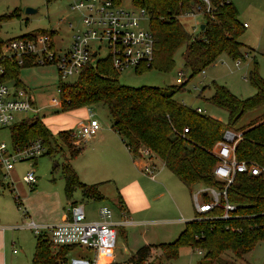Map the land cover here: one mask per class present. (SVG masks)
I'll use <instances>...</instances> for the list:
<instances>
[{
	"label": "trees",
	"instance_id": "trees-1",
	"mask_svg": "<svg viewBox=\"0 0 264 264\" xmlns=\"http://www.w3.org/2000/svg\"><path fill=\"white\" fill-rule=\"evenodd\" d=\"M207 1L208 5L201 0H130L132 5L145 10L147 27L153 38L152 59L147 67L137 72L147 69L169 72L174 66L173 54L182 48V67L188 71L186 81L161 87L123 85L108 59L101 58L83 66L74 80H59L57 84L58 111L102 103L111 118L110 127L131 157L138 155V147L148 149L187 189L195 184L223 189L224 183L212 172L216 163L212 147L222 139L224 130H234L244 113L259 108L262 112L237 130L240 138L233 143V154L237 160L264 168V80L255 65L247 76L255 91L247 98L235 97L223 85L214 82L208 85L211 93L202 99L226 111L224 123L203 113L199 107L193 108L173 99L192 76L212 64L219 54L225 53L233 60L241 57L242 44L238 36L244 26L238 21L234 6L229 0ZM195 11L203 14V22L199 34L192 36L184 30L178 17ZM13 15L17 12L0 15V23ZM40 32L52 34L51 30ZM33 35L27 33L19 37ZM5 43L0 38V49ZM31 65H36L32 55H23L19 63L15 57L0 55V82L13 81L18 86L19 68ZM8 127L12 146L21 148L38 139L45 148L41 155H57L62 146L67 149L66 154H61L60 162L66 200H70L75 188L85 199L103 200L99 183L81 182L70 164V159L82 150L80 143H74L71 129L52 134L36 113ZM0 176L4 177V173ZM4 188L12 192V188L0 179V191ZM33 189L31 185L29 191ZM225 197L234 207L226 218L221 217V205L203 213L194 212L193 218L184 222L172 241L142 244L127 258V263L153 264L148 262L152 249L159 251L161 259L172 260L180 247L187 246L202 253L196 264H233L234 259L249 251L258 240H264V172L257 175L236 172L225 187ZM116 200L121 207L118 196ZM13 201L20 206L18 196L13 195ZM222 202L220 200V204ZM74 247L54 246L44 233H40L34 237L29 264H59ZM224 255L229 260L223 258ZM108 264L121 263L111 261Z\"/></svg>",
	"mask_w": 264,
	"mask_h": 264
},
{
	"label": "rangeland",
	"instance_id": "rangeland-1",
	"mask_svg": "<svg viewBox=\"0 0 264 264\" xmlns=\"http://www.w3.org/2000/svg\"><path fill=\"white\" fill-rule=\"evenodd\" d=\"M229 1L236 10L238 21L241 24L245 23L238 36V41L242 44L241 57L233 60L225 53L219 54L212 64L192 76L183 89L173 95L174 100L193 108L199 107L203 113L219 119L223 123L226 122V111L210 105L202 99L211 93L208 85L212 82L223 85L232 95L243 99L253 95L255 91L247 80L248 73L254 65L258 75L264 80V0ZM68 2L69 0H0V15L12 11L17 12V15L0 23V38L7 43L10 39L19 38L23 34L32 33L35 35L41 30H51L54 49L58 52L63 51L70 43L71 34L81 28L78 13L69 9ZM121 5L129 7L130 0H121ZM26 8L34 9V11L25 12ZM178 20L188 34L196 36L199 34V25L203 22V14L195 11L192 14L179 16ZM6 43L0 49L1 56L9 55L4 51ZM182 50L179 48L173 54L174 66L169 72L147 69L138 73L134 72L132 68H126L117 73V79L120 84L132 87L144 85L161 87L175 84V79L180 71L184 79L181 82H184L187 80L188 71L182 67ZM105 53L104 47H101L97 57H103ZM17 78L18 86L27 92L32 100L33 108H37L36 114L50 130L74 124L77 127L87 119V112L92 113L93 118L104 129L111 121L107 109L102 103L93 104L87 109L78 108L72 112L58 111L56 105L58 101L57 84L61 79L58 77L56 66L53 63L20 67ZM75 78L76 76H72L65 80H74ZM6 82L9 86L15 85L13 81ZM261 112L262 109L259 108L244 113L235 123L234 130L231 132L237 133L239 128L245 126ZM31 115L30 112L15 113L9 125ZM0 142H3L8 150L10 149L9 127L0 129ZM67 152V149L62 146L57 155H41L35 157L34 160L15 161L13 168L7 172L3 168L0 169V175L4 173V177L0 176V179L12 188V192L9 191L10 188L0 191V216L7 218L11 225L10 228L3 231L4 246L0 247V255L4 258V264H29L36 235L26 227V224L28 222L37 225L42 222L45 224L44 222L50 219L48 218L50 215L57 212L66 213L71 201L82 205L87 220L97 218L96 211L99 205H106L111 209L115 218V189L109 182H105L100 187L104 195L103 200L85 199L81 197L77 188L73 190L70 200H66L60 176V162L61 154ZM93 160L96 161L95 166L101 167L105 163V159L100 160L95 151H87L83 145L81 152L70 159V164L75 171L83 175L91 167ZM153 161H155V170L152 172L153 180L147 179L148 185L155 187L154 184L160 182L165 186L163 188L166 194L152 202V206L155 208L144 217L143 243L172 241L181 230L182 225L175 222L174 225H171L173 223L164 225L168 223L164 221L178 218L179 213L186 220L191 219L195 210L193 192L196 188L201 187L197 184L191 189H187L162 166L158 157H154ZM26 172H31L35 178L32 184L34 190L31 192L29 191L31 185L21 179ZM98 175L103 177L108 175V172L104 169ZM13 195L20 199L19 207L13 201ZM205 199L208 201L205 193L198 196V202H204ZM20 224L22 225L20 226ZM115 230L114 260L112 262L128 264L127 258L141 243L137 242L138 238L135 233L129 234L130 230L127 227L116 226ZM13 249L16 250L15 254L12 253ZM124 249H127L129 254H124L122 252ZM201 254L187 246H182L178 249L175 259L166 261L161 259L157 249H152L148 262L153 264H196ZM92 256L93 252L83 245H76L69 252V257L89 258ZM223 258L229 260L225 255ZM233 264H264V240H258L249 251L234 259Z\"/></svg>",
	"mask_w": 264,
	"mask_h": 264
},
{
	"label": "built area",
	"instance_id": "built-area-1",
	"mask_svg": "<svg viewBox=\"0 0 264 264\" xmlns=\"http://www.w3.org/2000/svg\"><path fill=\"white\" fill-rule=\"evenodd\" d=\"M208 5L207 0H201ZM129 7L121 5V0H69L70 10L78 13L81 28L71 34L70 43L63 51H56L52 37L48 32H39L29 38L10 39L5 47L8 57H15L18 63L23 55H32L36 64L53 63L58 77L62 81L76 76L83 66L88 63L106 58L112 68L120 72L132 68L134 72L147 67L152 59L153 38L147 27V14L143 8L136 7L130 2ZM192 14V13H187ZM143 23V25H142ZM70 25V24H68ZM245 26V24H243ZM104 47L106 53L97 57L98 51ZM93 53V54H92ZM1 71V69H0ZM179 71L176 83L184 79ZM200 111L199 108L196 109ZM35 114L32 100L27 92L19 86H9L7 82H0V129L8 127L15 113ZM99 124L89 113L87 121L71 130L76 140L75 144L96 134ZM186 131L185 129L183 130ZM240 138V133L224 130L222 139L212 147L216 163L212 172L214 177L224 183L223 189L203 187L193 193V201L197 213H203L213 206L221 205L226 218L233 205L227 202L225 187L231 182L236 172H248L257 175L264 168L249 161L237 160L233 154V143ZM45 148L38 139L32 140L21 148L12 146L8 150L0 142V169L10 171L15 161L34 160L40 156ZM135 157L143 161L141 172L153 177V155L148 149L138 147ZM22 181L32 185L35 178L31 172H26ZM205 193L207 202H198V196ZM220 200L223 202L220 204ZM97 218L87 220L82 205L69 203L66 218L58 224L37 225L28 222V227L34 235L44 233L48 242L57 245H83L93 252V256L69 257L59 264H107L113 258V248L116 236V225L112 223V211L106 205H101L96 211ZM123 225V224H121ZM15 252V250H12ZM199 254L200 252L197 251ZM99 258L110 259L107 263L99 262Z\"/></svg>",
	"mask_w": 264,
	"mask_h": 264
},
{
	"label": "crops",
	"instance_id": "crops-1",
	"mask_svg": "<svg viewBox=\"0 0 264 264\" xmlns=\"http://www.w3.org/2000/svg\"><path fill=\"white\" fill-rule=\"evenodd\" d=\"M56 105L59 106V100L57 101ZM82 109H87V107H83ZM74 110L76 109L65 111V112H72ZM65 112H62V113H65ZM89 113L87 112V117H86L87 119H88ZM90 114L92 115V118H93V114L92 113ZM87 119L84 120V122L87 121ZM75 127L76 125L74 124V125H70L69 127H59V128H54L52 130H50L49 128L48 129L53 134L63 129L72 130ZM80 145L82 147L84 145L87 148V151L88 150L95 151L98 157H100V160L105 159V163L101 165V167H99L97 165L95 166L96 161L94 162L93 160V162H91L92 164L91 167L87 169L83 175L78 173V171H75L74 169L78 179H80L81 182L83 183L85 182L86 184L99 183L98 189L101 195L103 196V199H104V195L102 194L100 187L105 182L111 183V185L114 186V189H115V201H116L115 202L116 216L114 218L113 212H112V223L115 224L116 226L127 227L130 230L129 232L130 235L135 233L138 238L137 242L141 243V245L151 244L152 242L143 243V228L142 227H143L144 217L150 213L149 212L150 210H153L155 208L154 206H152V202L155 199L161 196H164L166 194V191L163 188L164 185L160 182H157V184L155 183L154 184L156 185L155 187H151L148 185L147 179L153 180V177L150 178L149 176L141 172V166L143 165V161L140 159L131 157L129 152L124 147V144L120 140L119 136L110 127V123H108V126L106 129L100 127L99 125V129L96 132V134L91 137L86 138L85 140L81 139ZM153 158H152V161H153ZM153 163L155 165V161H153ZM104 169L108 172V175H105L103 177L99 176L98 173L100 172L101 174ZM154 170H155V167H154ZM201 188L203 187L202 186L198 187L196 188V190H199ZM117 196L119 197L121 207L118 206L119 204L117 203V200H116ZM194 212H196V210H194ZM66 215H67V212L66 213L57 212L48 217L50 218L48 219V221L46 220V222L48 223L46 222L44 223L45 224H58L66 218ZM191 219L186 220L185 217H183L179 213L178 218L171 219L170 221H164V222H168L167 224H164V225H168L171 223H173L171 225H174V222H175V223L181 224L183 227L184 222L189 221ZM91 220H94V219H91ZM42 224H39V225H42ZM21 225L22 224H20V226ZM10 227L11 225L8 219L3 216H0V247L1 248L4 246L3 231ZM122 252L124 254H129L128 253L129 251L127 249H124ZM12 253L15 254L16 250L15 252L12 251ZM109 260L110 259H107V258L98 259L99 262H104V263H107ZM113 260L114 259L112 258V260H110L109 262ZM0 264H4V258L3 256L1 257V255H0Z\"/></svg>",
	"mask_w": 264,
	"mask_h": 264
},
{
	"label": "water",
	"instance_id": "water-1",
	"mask_svg": "<svg viewBox=\"0 0 264 264\" xmlns=\"http://www.w3.org/2000/svg\"><path fill=\"white\" fill-rule=\"evenodd\" d=\"M33 11H34V9H31V8H26L25 9V12H33ZM201 28H202V24L199 25V29H201Z\"/></svg>",
	"mask_w": 264,
	"mask_h": 264
}]
</instances>
